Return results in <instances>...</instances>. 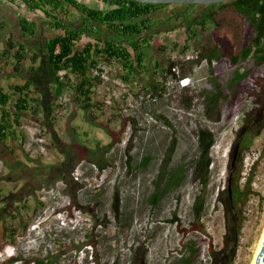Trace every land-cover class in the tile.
I'll return each mask as SVG.
<instances>
[{"label":"rangeland","instance_id":"obj_1","mask_svg":"<svg viewBox=\"0 0 264 264\" xmlns=\"http://www.w3.org/2000/svg\"><path fill=\"white\" fill-rule=\"evenodd\" d=\"M20 13L33 19L44 18L39 10H30L19 0H0V52L9 38L22 41L28 51L21 61L23 73L13 70L16 62L13 56L2 60L0 86L20 80L23 83L20 78L24 77L34 84L31 95L41 96L44 101L37 114L29 110L19 120L23 126L15 127V139L9 140L6 146L0 143V264H33L35 258H47L51 261L49 264H95L92 257L101 264H112L118 257L120 264H128L135 249L138 256L145 255L138 264H168L176 256L175 252L190 241L197 248L193 257L195 264H210L213 260L210 249L217 253L220 263L251 264L264 228V127L253 138L251 146L236 152L231 160L243 113L253 106L250 93L257 89L254 78L262 76L264 64L256 65L252 58L238 63L248 74L234 88L225 89L227 99L220 107L216 122L203 114L199 92L210 89L211 84L206 61H196L202 52L201 41L210 39L216 43L223 56L214 60L211 68L214 77L224 85L235 69L230 55L246 45L252 35L245 18L239 17L242 34L236 50L232 40L213 26L195 33L186 31L187 37L175 31V41L163 46V51L156 45L165 35L158 43L153 42L152 48L144 44L147 45L145 68L135 72L142 85V100L129 112L131 123L127 124L116 107H105L92 96V106L86 111L71 99L58 120H50L47 61L35 54L44 32L42 28L37 32L31 43L34 48L28 50V42L22 38L20 29ZM157 59L163 71L155 68ZM171 63L170 72H165ZM31 66L33 71L28 70ZM177 77H189V86L179 87ZM155 83H159L156 93L150 90ZM147 93L155 99L149 100ZM38 124L44 130L43 147L33 143L30 136ZM198 126L211 130L215 144L211 148L204 213L196 221L192 203L200 184L191 175L181 188L166 194L157 206H150L146 198L173 137L176 147L171 165L183 160L188 167L197 153ZM80 140L88 147L113 141L105 155L104 170L82 159L88 150L79 146ZM71 149L82 157L60 180L54 168L49 167L61 163L62 152ZM145 155H150L151 160L147 166L140 167ZM16 160L24 165L10 168ZM24 176L26 181L22 179ZM37 177H41L40 182L36 181ZM234 179L240 192L235 207L242 222L235 236L226 237L229 203L225 192L228 181ZM28 181V191H35L24 198L26 204L22 208L23 202L13 199L18 197L19 190L20 196L27 191L22 188ZM115 195L121 207L119 214L112 208ZM126 212L133 215L131 226H127ZM24 222L27 228L22 232L20 227ZM12 229H16L13 239L7 236Z\"/></svg>","mask_w":264,"mask_h":264},{"label":"trees","instance_id":"obj_2","mask_svg":"<svg viewBox=\"0 0 264 264\" xmlns=\"http://www.w3.org/2000/svg\"><path fill=\"white\" fill-rule=\"evenodd\" d=\"M19 1L30 10H41V8L57 10L61 5V0ZM111 1V9L107 11L89 10V13L94 15L95 18H99L100 22L109 24L111 26L110 32L116 33L118 38H122V41L108 38L104 39V42L95 43V45L88 44L82 50L75 49V36L73 35L68 37L57 36L46 43V64L49 75L46 89L50 97V106H53L56 97L60 96L64 88L68 86L72 89L71 99L77 106H81L85 111L91 107V87L93 85V79L89 73V67L105 55H114L119 58L118 60L122 62L124 67H127L129 74L125 77L126 79L129 78V75L137 76L135 72L145 68L144 47L147 46L144 45L146 44L145 34L153 28L148 23V16L157 4L139 3L133 0ZM68 3L74 7L87 9V7L77 2V0H68ZM217 6V10L209 15V19L218 32L228 36L232 40V45L235 50L237 49L242 34L240 16L244 17L247 21L252 35L246 45L242 46L236 53L230 55V62L235 65V69L224 85H221L214 77L211 68V63L221 58L223 53L219 50L218 45L210 39L201 45L202 52L196 61L202 59L206 61L208 81L211 84V88L201 89L199 97L201 98L204 116L216 122L220 118V107L227 99L224 94L225 89L234 88L248 74V71L243 70L238 63L252 58L256 65L264 64V0H229L218 3ZM35 28V23L28 21L26 18H20V29L24 35H33ZM201 29L204 30L205 27ZM192 32L195 33V31ZM141 40L143 44L140 43ZM5 43V48L0 52V65L3 59L9 55L13 56L16 60L13 64V70L23 73L24 67H22L21 61L28 52L26 46L20 42L13 41L11 38L7 39ZM57 47L59 48L58 52H56ZM183 48H186V46H183ZM160 49L163 51L164 47ZM172 66L173 63L169 64L165 72L169 73ZM155 68L163 71L158 59L155 61ZM28 70L33 71L34 69L31 66ZM61 70H67L63 75V79H59L57 75ZM20 79L22 81L24 80V82L21 83L20 80L18 83L8 84L6 87L0 86V143L4 146H6L9 140L17 137L15 127H20L21 122L19 120L29 110H31L33 115L37 114L41 108L40 105H42V97H33L30 93V88L34 85L33 82L24 77ZM254 84L257 89L250 93L251 97H253V106L243 113L242 125L237 132L231 161H233L236 152H240L242 149H248L251 146L253 138L259 135L264 127V73L262 76H256L254 78ZM158 85L159 83H155V86L152 85L150 87L151 92L156 93ZM161 90H163V87H161ZM157 117L159 118L161 115H157ZM195 135L197 153L190 159L188 167L183 160L176 165H171V158L176 147V138L173 137L171 139L159 165L158 172L152 183V191L146 198V202L150 206H157L166 194L181 188L187 177L191 175L200 184L199 193L194 196L192 203L193 217L198 221L204 213L206 196L208 194L210 166L212 163L211 148L215 144V136L211 130L201 126L197 127ZM79 146L88 150L85 155L83 154V157L76 150L64 151L62 152L63 161L57 165H53V167H49L51 169L54 168L52 170H55L58 179H63L66 170L68 168L72 169L81 157L82 159L86 158L99 170H104L106 167L105 155L111 150L113 141L104 145L88 147L80 140ZM129 146L130 143L127 149ZM150 160V155H145L140 161L139 166H147ZM23 165L24 163L22 161L16 160L14 164L10 165V168H18ZM40 178L37 177L36 181L40 182ZM46 178L48 179V177ZM22 179L26 181L27 177L24 176ZM29 185V181L23 184L22 190H27L21 195L23 196V200L19 194L20 190L17 193L18 197L13 199L14 202H23L22 208L26 204L24 198L26 199L31 196L35 191H28ZM225 193L227 202L229 203V211L226 212V237H233L239 232L242 222V218L235 207L237 199L240 198L236 179L234 181L232 180V182L230 181V183L228 181ZM112 208L119 214V208L121 210V207L118 204L117 195L114 196V200L112 201ZM125 215H127L128 219L127 226H131L133 215L131 213L127 214V212ZM14 217H18V215H14ZM26 228L27 224L24 222L20 229L23 232ZM15 230L12 229L7 236L13 239L15 237ZM200 230L203 232L202 228ZM196 252L197 248L190 241L175 252L176 256L168 264H195L193 257ZM144 256H138L137 250L135 249L129 258L128 264H138V261L144 260ZM209 256L213 257L210 264H225L217 260V253L211 249L209 250ZM92 259L95 264H101L95 257H92ZM33 262V264H49L51 261H48L47 258H35ZM112 264H120V258L118 257Z\"/></svg>","mask_w":264,"mask_h":264},{"label":"flooded vegetation","instance_id":"obj_3","mask_svg":"<svg viewBox=\"0 0 264 264\" xmlns=\"http://www.w3.org/2000/svg\"><path fill=\"white\" fill-rule=\"evenodd\" d=\"M77 2L87 7V9L74 7L68 3V0H61V5L57 10L52 8H41L39 10L44 17L43 19L29 18L20 13V18H26L36 24L33 35L23 34L22 37L27 40L28 49L32 50L34 48L31 43L41 28L44 30H42L44 35L38 48L35 49V54L45 58L47 53L46 43L57 36H75L74 45L76 50H82L88 44L95 45V43L104 42V39L108 38L122 41V38H118L116 33L110 32L111 26L109 24L100 22L99 18H95L94 15L89 13V10L107 11L111 9V0H77ZM217 4H157L148 16V23L153 28L145 34L146 44L149 48H152L153 42L158 43L165 35L164 40L156 45V48L159 49L175 41V31H180L182 36L187 37L186 31L197 32L202 27L207 28L209 26L216 28L209 19V15L217 10ZM207 41H201L200 44ZM20 43L24 44L22 41Z\"/></svg>","mask_w":264,"mask_h":264},{"label":"built area","instance_id":"obj_4","mask_svg":"<svg viewBox=\"0 0 264 264\" xmlns=\"http://www.w3.org/2000/svg\"><path fill=\"white\" fill-rule=\"evenodd\" d=\"M58 50L57 47L56 52ZM118 59L114 55H105L89 67V73L93 79L91 96L105 107H116L120 111L119 115L126 118L127 124H130L129 112L139 105L142 100L143 89L141 83L137 80V76L129 75L128 79L125 78L129 74L128 69ZM65 72L67 70L58 72L59 79H63ZM176 81L181 88H185L190 84L189 77H177ZM71 93L72 89L67 86L64 88L63 93L56 97L50 112L51 121L58 120L65 105L71 100ZM147 97L149 100L155 99L154 97L151 98V93H147ZM22 126L23 122H21L20 128ZM41 129H43L41 125H35L32 133L30 131V136L33 143L43 147L46 142L43 136L44 130Z\"/></svg>","mask_w":264,"mask_h":264},{"label":"water","instance_id":"obj_5","mask_svg":"<svg viewBox=\"0 0 264 264\" xmlns=\"http://www.w3.org/2000/svg\"><path fill=\"white\" fill-rule=\"evenodd\" d=\"M139 3H152V4H183V3H198V4H215L222 3L229 0H133ZM233 162V161H232ZM252 264H264V235L262 237L261 243L255 255Z\"/></svg>","mask_w":264,"mask_h":264},{"label":"bare ground","instance_id":"obj_6","mask_svg":"<svg viewBox=\"0 0 264 264\" xmlns=\"http://www.w3.org/2000/svg\"><path fill=\"white\" fill-rule=\"evenodd\" d=\"M263 235H264V228H263V231H262L261 236H260V238H259V241H258V243H257V245H256V249H255L254 256H253V259H252V261H251V264L253 263V260H254V258H255L256 253H257V250H258V248H259V245H260V243H261V240H262Z\"/></svg>","mask_w":264,"mask_h":264}]
</instances>
